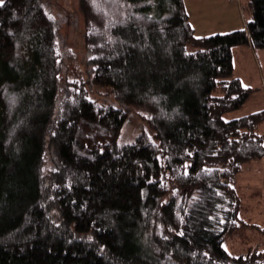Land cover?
Segmentation results:
<instances>
[{
    "label": "trees",
    "instance_id": "16d2710c",
    "mask_svg": "<svg viewBox=\"0 0 264 264\" xmlns=\"http://www.w3.org/2000/svg\"><path fill=\"white\" fill-rule=\"evenodd\" d=\"M246 2L244 29L198 37L184 0H81L87 78L61 84L58 20L5 0L0 264H264L223 245L243 224L234 180L264 158V110L226 118L252 93L234 48L264 49V0ZM135 114L153 135L122 142Z\"/></svg>",
    "mask_w": 264,
    "mask_h": 264
},
{
    "label": "rangeland",
    "instance_id": "374dc122",
    "mask_svg": "<svg viewBox=\"0 0 264 264\" xmlns=\"http://www.w3.org/2000/svg\"><path fill=\"white\" fill-rule=\"evenodd\" d=\"M230 1V0H229ZM60 26L59 47L64 53V69L61 73V84L64 82L82 81L87 78L86 48H85V19L81 9V0H44ZM191 13V20L197 27L196 36L207 37L214 34H226L235 31V22L232 9L225 10L224 0H186ZM245 8L241 11L243 20H251V12L245 1ZM237 14V13H236ZM236 18V19H235ZM233 24V27L229 25ZM239 47V46H238ZM189 53L196 52L197 48L188 45ZM251 50V49H250ZM252 51V50H251ZM253 52V51H252ZM249 52H235L237 63L235 76L241 79L244 87L250 88L252 93L238 111L226 115L227 119L239 118L248 114L264 110V49H257V56ZM96 93L90 97L100 103L118 106L107 89L95 87ZM109 92V90H108ZM150 135L153 132L143 123L138 115H133L123 129L122 142L132 141L142 129ZM264 134V124L260 128ZM241 199L240 218L242 226L224 241V248L232 256H241L251 250L264 252V158L246 164L242 172L233 183Z\"/></svg>",
    "mask_w": 264,
    "mask_h": 264
},
{
    "label": "crops",
    "instance_id": "0c3cea01",
    "mask_svg": "<svg viewBox=\"0 0 264 264\" xmlns=\"http://www.w3.org/2000/svg\"><path fill=\"white\" fill-rule=\"evenodd\" d=\"M184 1H185V5H186L187 12L189 14L190 23L192 24L193 28L195 29V33H197L198 29L194 25L193 21L191 20L192 19L191 18V13H190V11L188 9L187 2H186V0H184ZM224 1H225V3L223 5V8H221V9H225V10L232 9L233 11L235 9L236 12H233V15H235L234 17H236V18H237V15L239 17V20H237L235 18L236 19V22H235L234 30L237 31V30L244 29L246 27L248 21L245 20V19L243 20V18L241 16V11H243V9L245 8V4H246L245 1L246 0H230V1L229 0H224ZM229 27H233V24L229 25ZM198 37H207V36H205V35H202V36L198 35ZM250 49L252 50V48L249 47V46H239V47H235L234 48L233 53H235V52H245V53H248V55H250L249 52H252L253 51L252 53H254V55L257 56V52H254V50L251 51Z\"/></svg>",
    "mask_w": 264,
    "mask_h": 264
},
{
    "label": "snow or ice",
    "instance_id": "6c2138e0",
    "mask_svg": "<svg viewBox=\"0 0 264 264\" xmlns=\"http://www.w3.org/2000/svg\"><path fill=\"white\" fill-rule=\"evenodd\" d=\"M5 4V0H0V6ZM89 239H91V237H89Z\"/></svg>",
    "mask_w": 264,
    "mask_h": 264
}]
</instances>
